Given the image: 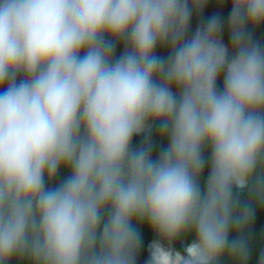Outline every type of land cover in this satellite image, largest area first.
<instances>
[{
	"label": "clouds",
	"instance_id": "clouds-1",
	"mask_svg": "<svg viewBox=\"0 0 264 264\" xmlns=\"http://www.w3.org/2000/svg\"><path fill=\"white\" fill-rule=\"evenodd\" d=\"M207 2L0 0V264H137L144 223L145 264H248L264 0H217L226 26L214 13L189 34Z\"/></svg>",
	"mask_w": 264,
	"mask_h": 264
},
{
	"label": "trees",
	"instance_id": "trees-1",
	"mask_svg": "<svg viewBox=\"0 0 264 264\" xmlns=\"http://www.w3.org/2000/svg\"><path fill=\"white\" fill-rule=\"evenodd\" d=\"M230 9H231L230 2L221 6L217 3V0H208L207 5L204 8L202 14L201 13L193 14L191 24H190L189 34L195 31L196 27L201 22V19H207L209 16L213 15L214 13H219L225 18V26H226L227 16L230 12ZM254 36L257 40L264 42V27L256 29L254 31ZM224 40H225V43H228L227 32H225ZM122 51H123V45L121 43L117 45L116 54L119 55ZM157 52L159 55H165V56L167 55L166 51H161L158 49ZM152 142L155 145L154 152H153L154 156L159 152V150L162 147L166 146V142L162 143L159 139L158 133L156 132H153L152 134ZM140 143H141V138L139 137L134 138V141H133L134 146H139ZM208 154L209 153L206 150L205 155L207 156ZM207 173H208V167L206 166L204 170L203 179H206ZM68 174L69 173L67 172V170L62 168L58 176L56 177V180L54 183H59L64 178H66ZM203 179L201 182L202 186H203ZM242 199H246V196L242 197ZM136 226L142 236V245H141L140 252L138 255L137 264H145V261L149 257L148 245L151 243L153 239L156 238V236L150 230L149 226L146 223L136 225ZM249 232H250L249 240H250V247H251V259L248 261V264H257V258L259 254L262 251H264V208H258L255 219L252 225L250 226ZM193 238L194 237L192 234H187L184 237L177 239L174 242L175 249L183 254L185 244L190 243ZM10 264H27V261L14 258L10 262ZM222 264H232V261L227 256H225Z\"/></svg>",
	"mask_w": 264,
	"mask_h": 264
}]
</instances>
